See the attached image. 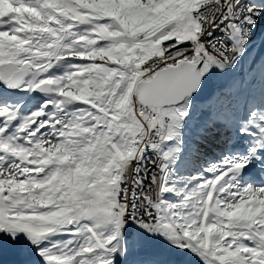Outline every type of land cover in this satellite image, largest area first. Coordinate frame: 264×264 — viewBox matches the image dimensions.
<instances>
[{"label":"snow or ice","instance_id":"obj_1","mask_svg":"<svg viewBox=\"0 0 264 264\" xmlns=\"http://www.w3.org/2000/svg\"><path fill=\"white\" fill-rule=\"evenodd\" d=\"M0 264H264V0H0Z\"/></svg>","mask_w":264,"mask_h":264}]
</instances>
